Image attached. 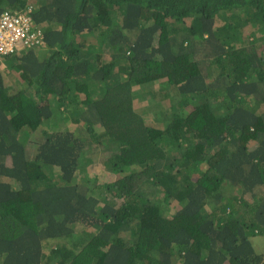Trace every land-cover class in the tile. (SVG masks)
Wrapping results in <instances>:
<instances>
[{"label": "trees", "instance_id": "16d2710c", "mask_svg": "<svg viewBox=\"0 0 264 264\" xmlns=\"http://www.w3.org/2000/svg\"><path fill=\"white\" fill-rule=\"evenodd\" d=\"M28 6L44 43L0 54V264H246L264 234V0L0 15Z\"/></svg>", "mask_w": 264, "mask_h": 264}, {"label": "built area", "instance_id": "2783aa9c", "mask_svg": "<svg viewBox=\"0 0 264 264\" xmlns=\"http://www.w3.org/2000/svg\"><path fill=\"white\" fill-rule=\"evenodd\" d=\"M32 6L6 10L0 15V54L44 43L43 29L31 15Z\"/></svg>", "mask_w": 264, "mask_h": 264}, {"label": "rangeland", "instance_id": "374dc122", "mask_svg": "<svg viewBox=\"0 0 264 264\" xmlns=\"http://www.w3.org/2000/svg\"><path fill=\"white\" fill-rule=\"evenodd\" d=\"M248 30H250L249 28H246ZM253 31L254 28L252 27ZM259 30V29H258ZM261 34V30H259L257 32V35ZM250 40V38L245 39L244 41L246 43H248V41ZM144 98V97H143ZM143 102H145V98L144 100L141 99ZM140 110L147 113L146 110V106L145 104L141 105ZM167 110L170 111V108H167ZM154 113H157V110L154 109L153 110ZM106 167L103 164H100L99 162L96 161L95 163V167H93L91 169V173L100 181V180H105V179H113L115 178V175L110 173L107 169H105ZM246 251V253H248L251 257L248 259V261H246L245 263L247 264V262L251 261V259L255 258L256 260H261L262 258H264V234H260V235H255L253 236L248 244L246 245V243H244L242 246L239 247V251L241 252L242 250Z\"/></svg>", "mask_w": 264, "mask_h": 264}, {"label": "clouds", "instance_id": "9594fccd", "mask_svg": "<svg viewBox=\"0 0 264 264\" xmlns=\"http://www.w3.org/2000/svg\"><path fill=\"white\" fill-rule=\"evenodd\" d=\"M40 25V24H39ZM41 26V25H40Z\"/></svg>", "mask_w": 264, "mask_h": 264}]
</instances>
